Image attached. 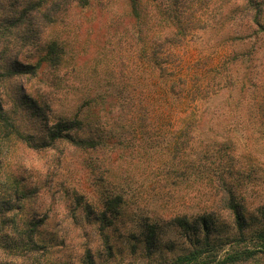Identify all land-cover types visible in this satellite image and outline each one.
<instances>
[{
  "label": "rangeland",
  "instance_id": "obj_1",
  "mask_svg": "<svg viewBox=\"0 0 264 264\" xmlns=\"http://www.w3.org/2000/svg\"><path fill=\"white\" fill-rule=\"evenodd\" d=\"M27 1H6L17 10L13 18ZM142 2L148 9V0ZM206 3L209 16L203 20L210 25V17L221 8L215 0ZM138 34L127 0H90L86 6L75 5L68 9L63 20L47 27L42 35V39L62 42L63 64L56 69L44 68L35 78L21 77L13 82L14 88L21 87L29 96L52 100V110H46L51 117L73 115L80 109L84 115L89 114V119L101 118L107 136L105 145L93 151L78 150L65 142L38 149L16 138L0 142L3 172L14 175L28 192L26 215L35 214L44 220L43 242L34 253L41 264H80L87 255L96 264L143 262L145 248L139 239L140 222L157 217L164 233L155 255L169 258L185 245L178 231L165 219L175 213L194 212L212 200V181L199 182L194 174L187 179L178 177L181 165L177 170L168 167L170 153L166 142L148 149V124L142 128L138 119L139 95L148 107V56L139 50L142 43L147 45L148 25L141 42ZM226 36L207 27L206 31L199 30L188 37L184 50L178 53L179 61L174 67L177 73L188 76L192 70L194 74L193 62L201 56L199 51L208 53ZM225 43L224 47H218L219 56L227 53L231 56L251 45L248 41L238 44L233 39ZM16 48L12 54L18 59L36 60L31 44L18 43ZM219 56H215V62ZM254 64L257 69L252 84L245 85L248 90L240 91L237 87L208 103L209 109L225 115L199 128L195 148L218 142L227 135L232 138L228 145L234 176L239 182L236 192L248 216L259 219L262 211L258 208L264 207V135L258 132L262 122L255 111L264 107V42ZM233 69L244 75L243 64ZM5 89L0 85L1 91ZM119 94L126 98L119 101ZM128 99L132 105L127 104L120 111L119 103ZM186 108L185 103L171 108L169 117L159 121L161 130L167 135L177 131ZM43 127L39 119L21 123V129L35 138L41 135ZM106 189L123 196L120 209L123 213L117 227L101 231L82 207L84 202L99 207L102 191ZM75 191L82 197L77 199ZM220 217L226 233L229 217L222 212ZM169 243L174 249H168ZM131 244L137 248L133 250Z\"/></svg>",
  "mask_w": 264,
  "mask_h": 264
},
{
  "label": "trees",
  "instance_id": "obj_2",
  "mask_svg": "<svg viewBox=\"0 0 264 264\" xmlns=\"http://www.w3.org/2000/svg\"><path fill=\"white\" fill-rule=\"evenodd\" d=\"M6 1L0 0V85L6 88L5 91L0 90V142L16 138L37 149L53 148L59 142L82 151L101 148L107 141L101 118L89 119V114L84 115L80 109L73 115L51 117L46 110H52V100H42V96L34 98L21 87H13L16 79L35 78L44 68L56 69L63 64L65 53L62 42L42 39V35L47 27L63 20L70 7L86 6L90 0H28L18 10L16 18L13 17L17 10ZM207 1L148 0L147 9L142 0H127L130 16L140 34L138 41L143 39L142 33L148 25L147 45L142 43L139 49L148 56L147 108L143 97H138L139 125L143 128L148 124V149H156L166 142L170 153L168 167L177 170L181 165L176 176L187 179L194 174L199 182L207 184L212 181L214 189L212 200L194 212L175 213L165 219L178 231L184 249L169 258L157 257L155 252L164 233L160 230V218L144 219L140 222L139 234L145 248L143 262L127 264L264 262V207L258 208L262 211L259 219L248 216L246 206L236 192L239 182L234 176L232 152L228 145L232 138L227 135L218 142L195 148V141L201 133L199 128L225 115L217 109H209L208 103L237 87L240 91L248 90L246 83L252 84L257 69L254 61L264 42V0H215L221 10L218 9L210 17V25L203 20V17L209 16L206 13ZM207 27L216 33L224 32L226 38L217 47H211L208 53L199 51L201 56L193 62L194 74L192 70L189 77L178 74L174 67L179 61V51L184 50L188 37L199 30L206 31ZM228 39L238 44L248 41L251 45L247 50L231 56L229 53L219 56L218 47H224ZM251 39H255L254 42ZM18 43L31 44L34 53H38L33 55L36 60L23 61L12 54ZM217 55L219 58L215 62ZM242 64L245 69L243 76L233 69V66ZM125 98L119 94V101ZM7 100L12 104H7ZM128 100L119 103L120 111L127 104L132 105ZM179 103L187 105L181 126L167 135L161 130L159 121L168 118L170 109ZM255 114L262 122L258 132L263 136L264 107L260 106ZM35 119L44 124L38 138L21 129L25 120ZM2 157L0 155V264H41L34 253L43 242L41 227L44 220L35 214L26 215L28 192L14 175L3 172ZM73 193L77 199L82 197L81 193ZM123 200L121 194L106 189L102 191L99 207L84 202L82 209L92 217L90 221L96 222L103 231L117 227L116 223L123 213L120 210ZM77 204H80L79 200ZM221 212L229 217L230 227H227L226 233ZM131 247L135 250L137 245L131 244ZM168 249H174L173 244L169 243ZM80 264L96 263L87 255Z\"/></svg>",
  "mask_w": 264,
  "mask_h": 264
}]
</instances>
